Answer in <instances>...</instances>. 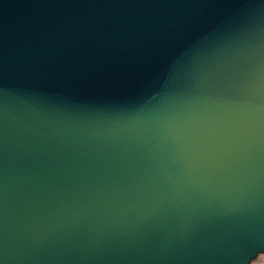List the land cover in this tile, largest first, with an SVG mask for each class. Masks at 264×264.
Segmentation results:
<instances>
[{
  "label": "water",
  "instance_id": "95a60500",
  "mask_svg": "<svg viewBox=\"0 0 264 264\" xmlns=\"http://www.w3.org/2000/svg\"><path fill=\"white\" fill-rule=\"evenodd\" d=\"M264 254V0H0V264Z\"/></svg>",
  "mask_w": 264,
  "mask_h": 264
},
{
  "label": "rangeland",
  "instance_id": "374dc122",
  "mask_svg": "<svg viewBox=\"0 0 264 264\" xmlns=\"http://www.w3.org/2000/svg\"><path fill=\"white\" fill-rule=\"evenodd\" d=\"M250 264H264V254H261L257 258L253 259Z\"/></svg>",
  "mask_w": 264,
  "mask_h": 264
}]
</instances>
